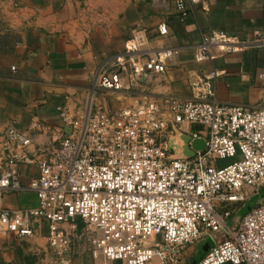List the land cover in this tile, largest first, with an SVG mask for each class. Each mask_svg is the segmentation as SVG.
<instances>
[{
    "label": "built area",
    "instance_id": "obj_1",
    "mask_svg": "<svg viewBox=\"0 0 264 264\" xmlns=\"http://www.w3.org/2000/svg\"><path fill=\"white\" fill-rule=\"evenodd\" d=\"M158 1L173 3L182 17L203 2ZM167 31L161 24L160 33ZM262 40L258 36L252 42L241 41L212 30L202 34L196 59L209 57L213 46L232 53ZM125 47V54L102 65L98 87L131 89L144 73L166 70L168 52L145 55L136 47ZM193 86L192 97L169 98L167 108L148 100L118 113L99 109L75 120L66 106L58 107L71 132L56 149H44L48 156L39 160V176L29 183L39 200L33 208L3 206L6 192L25 188L20 166L35 162L29 150L32 136L9 123L0 139L1 227L34 235V223L45 220L48 245L62 257L81 219L88 231L98 233L92 239L94 256L120 264H150L156 257L162 263L174 261L185 245L225 231V240L212 245L197 264H264V199L234 227L228 225L233 212L226 207L251 198L246 185L254 194L264 187V106L223 103L215 99L210 85L205 91L200 83ZM170 125L204 127L205 135L189 130V136L204 138L205 149L188 158H171L161 138ZM237 156L218 165L220 159Z\"/></svg>",
    "mask_w": 264,
    "mask_h": 264
},
{
    "label": "crops",
    "instance_id": "obj_2",
    "mask_svg": "<svg viewBox=\"0 0 264 264\" xmlns=\"http://www.w3.org/2000/svg\"><path fill=\"white\" fill-rule=\"evenodd\" d=\"M212 30L241 41L263 40L232 53L213 46L209 57L196 59L202 34ZM126 44L145 55L168 52L166 70L144 73L131 89L98 87L100 68L125 54ZM194 83L204 91L210 85L223 103L264 106V0H203L186 17L173 3L158 0H0V139L14 122L32 136L35 161L20 166L25 188L6 192L3 206H38L37 194L29 189L39 176L38 162L48 156L45 148L56 149L71 132L58 107L66 106L75 120L148 100L167 108L169 98L192 97ZM171 143L177 144L175 138ZM178 154L175 149L172 155ZM34 227V235L21 236L0 225V264H120L94 256L92 239L98 233L88 231L81 219L62 257L48 245L49 223ZM202 243L185 246L176 261L162 263L156 257L150 264H197L207 252Z\"/></svg>",
    "mask_w": 264,
    "mask_h": 264
},
{
    "label": "rangeland",
    "instance_id": "obj_3",
    "mask_svg": "<svg viewBox=\"0 0 264 264\" xmlns=\"http://www.w3.org/2000/svg\"><path fill=\"white\" fill-rule=\"evenodd\" d=\"M163 112H164V114H166L165 117L169 118V113H167L168 111L165 110ZM189 129H191L192 131H198L201 134L205 135L204 127H202L200 125H191L190 128L189 127L176 128V127H173L172 125H170L168 130L164 131L161 134V138H162L163 142L165 143V145L168 147V154L171 158L172 157H179V158H188L189 157V155H190L188 153L189 150L187 151V149H186L187 144H188L187 140H188V136H189ZM172 138L173 139L175 138V140L177 142L176 145H172V143H171ZM173 147L179 152V154L177 156L172 155L173 153H175V149ZM182 147L184 150L182 149L180 152V148H182ZM188 147H189V145H188ZM237 158H239V156H237L236 158L220 159L218 161V165L219 166L227 165V164L233 162V160H235ZM244 188L246 190H248L250 194H252L251 198L248 199L245 203H232V204H229L228 206H226V207H229L233 212L232 216L228 219V225L230 227H234L237 224L239 216H241L242 214L249 211L253 206L256 205V203L258 201L264 199V188H261V190L258 192V194H254V188L251 186L246 185ZM225 238H226V232L225 231H221V232H217V233L212 232L210 234H207V236H203L202 238H200L198 241H195L194 243L204 241V243H202L203 244L202 247L204 249L208 250L216 242H222L223 240H225ZM187 245H189V244H187ZM187 245H185V246H187ZM182 249H180L175 254L174 261L178 260V255L180 254ZM59 263L61 264V261L58 262L57 264H59ZM52 264H55V263H52Z\"/></svg>",
    "mask_w": 264,
    "mask_h": 264
},
{
    "label": "water",
    "instance_id": "obj_4",
    "mask_svg": "<svg viewBox=\"0 0 264 264\" xmlns=\"http://www.w3.org/2000/svg\"><path fill=\"white\" fill-rule=\"evenodd\" d=\"M187 142H188V145L191 146V149H189L190 155H194L196 150H204L206 147V140L204 138H198V139L191 140L190 136H188ZM249 211H247V212H249ZM246 213H244V214H246ZM244 214H242V215H244Z\"/></svg>",
    "mask_w": 264,
    "mask_h": 264
},
{
    "label": "bare ground",
    "instance_id": "obj_5",
    "mask_svg": "<svg viewBox=\"0 0 264 264\" xmlns=\"http://www.w3.org/2000/svg\"><path fill=\"white\" fill-rule=\"evenodd\" d=\"M186 149H187V151L189 150V149H188V144H187V147H186Z\"/></svg>",
    "mask_w": 264,
    "mask_h": 264
}]
</instances>
